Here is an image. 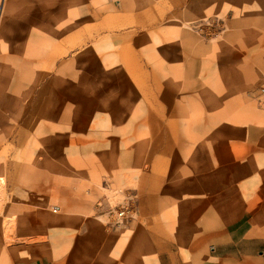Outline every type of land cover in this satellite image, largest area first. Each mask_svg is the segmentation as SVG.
Instances as JSON below:
<instances>
[{
    "label": "rangeland",
    "instance_id": "374dc122",
    "mask_svg": "<svg viewBox=\"0 0 264 264\" xmlns=\"http://www.w3.org/2000/svg\"><path fill=\"white\" fill-rule=\"evenodd\" d=\"M83 1L87 4V0ZM120 2L94 0L99 11L92 21L97 41L90 49L85 46L70 50L56 59L50 71L49 53L60 44L61 49L68 45L65 40L53 42L52 39L58 24L69 17L67 10L72 6L71 0H0V165L7 169L0 182V254H3L0 264L50 255L48 235L52 229L68 230L65 233L68 255L75 257L79 264H106L121 258L127 247L135 249L130 253L131 262L138 257L137 253L152 257L155 250L161 248L186 247L202 234L197 228L199 218L190 222L189 202L201 196L203 180L209 176L204 166L229 162L232 158L240 163L249 155H264L260 145L264 139L261 134L264 124L257 122V119L264 120V0H125L126 7H121ZM81 33L83 38L84 30ZM124 33H129V40L122 38ZM133 38L138 41L133 42ZM124 44L143 59L150 71L168 70L171 62L183 66L181 75L166 76L164 80L176 85V94L182 98L178 109H198V112L202 109L205 113V125L212 126L201 127L196 119L194 124L203 129L200 137L204 136L208 143L216 139L212 143L216 148L209 153L215 161L210 162L206 151L194 158L186 149L157 152L148 159L156 137L152 128L140 127L126 134L109 131L104 137L93 132L89 137V144L97 141L111 144L105 150L101 148L98 156H113L117 161L126 148V159L135 166L162 164L167 190L162 196L176 207L170 226L165 225L159 215L162 196L155 201L154 210L151 207L153 213H144L145 195L140 177L133 176L117 188L110 167L98 169L94 178L87 171L81 173L83 166L74 168L73 164L79 163L74 159L77 154L74 145L56 143L55 133L50 132L49 126L53 123L44 120L45 113L40 112L43 100L32 108L41 89V85L35 84L40 76H43L42 85L47 83L46 101L52 99L61 82L67 93L64 101L77 92L82 116L90 104L97 102L96 88L106 98L131 92L128 85L120 82L121 78L114 76L113 61L122 57L119 50ZM31 53H35L34 56L26 55ZM72 62L76 63L75 79L68 75ZM194 78L206 79L203 89L199 85L195 87ZM27 94L35 99L32 109L24 112L21 105ZM90 96L92 99L87 102ZM243 104L257 114L251 121L254 132L246 123L231 119ZM62 107L65 115L71 113L69 105ZM218 112L223 113L222 116H218ZM21 114L25 117L18 122ZM65 139L69 141L68 136ZM217 140L222 147L215 144ZM120 143L125 146L121 148ZM128 150H131L130 155ZM28 158H33L31 163L26 161ZM59 168L66 170L60 172ZM27 183L34 185L30 191L35 214L32 226L41 229L43 239L29 244L15 238L7 242L2 228L8 225V210L12 203L20 206L29 200ZM127 192L133 195L129 200ZM255 196L253 208L258 213L264 209V192L257 189ZM72 199L87 200L92 206L91 213L83 216L65 212L63 204ZM124 206L128 211L123 223L112 225L116 212ZM183 213L186 214L184 219ZM255 215L244 211L240 218L222 228L226 232L235 222H245ZM215 228L209 226L204 232ZM108 234L118 236L117 241L106 239ZM209 236L207 249L218 243L214 235ZM116 243L121 244L116 246Z\"/></svg>",
    "mask_w": 264,
    "mask_h": 264
},
{
    "label": "crops",
    "instance_id": "0c3cea01",
    "mask_svg": "<svg viewBox=\"0 0 264 264\" xmlns=\"http://www.w3.org/2000/svg\"><path fill=\"white\" fill-rule=\"evenodd\" d=\"M71 3L72 6L67 10L69 17H65L64 21L58 24V28L53 31L52 39L53 42L55 40H65L68 45L65 49H61L62 45L60 44L49 53L48 69L50 71L54 69L56 59L68 54L70 50L85 46L86 49H90L97 41V33L92 21L97 17L99 11L94 6V0H87V4L83 0H71ZM120 5L126 7L125 0H121ZM105 9L104 7L103 10ZM88 29H92L93 32V37L90 39L86 36ZM83 30L85 36L82 38L81 32ZM122 38L129 40V33H124ZM74 40L75 44L73 45ZM132 40L136 43L138 38ZM131 49L126 44L122 45L119 50L122 57L113 61V68L116 71L114 76L121 78L120 82L130 87L131 92L128 94L116 93L106 98L103 96V92L96 88L97 102L95 105L90 104L89 110L84 111L82 116L80 115L81 105L77 92L70 96L68 101H64V96L67 93L61 82H59L61 86L54 92L52 99L46 101L47 99L44 96L47 93V83L42 85L43 76H40L35 82L37 87L41 85L36 104L32 107L35 98L33 95L27 94L23 97L22 101H25L21 106L24 107V112L30 111L32 108L39 106L41 100H43L40 112L43 111L42 115L45 113L44 120L53 123V125H49L53 130L50 132L56 134L53 137L55 136L57 144L68 143L74 145V152L78 154L74 159L79 163L73 164V166L74 168L83 166V169L80 170L81 173L87 171L94 178L98 169L105 170L110 167L113 184L117 188H120L133 176L140 177L141 190L145 195L143 198V211L149 215L153 213L155 201L167 193L162 164L155 163L152 167L147 163L135 166L126 159V148L121 151L122 158L117 159V161L113 156L111 158L109 155L107 157H101L102 154L98 156L99 153H102L101 148L105 150L111 144L110 142L104 143L105 141L89 144L91 143L89 137L94 134L93 132L98 134L99 137H104L109 131L126 134L140 127L152 128L156 137L151 143L148 159L157 152L164 154L186 149V152L194 158H199L200 152L206 151L204 153L210 158V162H214L215 160L212 161L209 153L213 149L215 150L216 146L212 143L216 139L212 143H208L204 136L200 137L203 129L194 124L196 119L200 121L201 127L207 129L212 126L205 125V113H202V109H199V112L198 109L194 111L188 108L178 109L177 106L181 104L182 98H178L176 94V85L164 80L166 76L177 77L181 75L183 66L171 62L168 70L155 68V70L150 71L143 59L138 57L135 51ZM33 54L35 53L26 55L34 56ZM68 71V75H74L75 79L77 74L75 62L69 65ZM57 80H59L58 77ZM205 81L206 79L195 80L194 78L195 87L199 85V88L202 86L203 89ZM91 99L90 96L86 101L90 102ZM64 105L70 106L71 113L69 115L63 113L64 108L62 106ZM231 112L233 110H230ZM52 113H55V116ZM218 114V116H222L223 113L218 112ZM50 115L53 116L52 119H50ZM233 115V118L228 117L234 122L246 123L249 129L254 132L255 127L251 121L257 114L251 107L245 104L240 105V108ZM24 117L21 114L17 119L18 122L22 121ZM257 122L264 124V120L261 119H257ZM88 127H90V130H86ZM194 128H196V131L193 130ZM84 131H87L86 136H81ZM261 134L264 137V129H262ZM66 136H68L69 141H66ZM217 142L218 140L215 144ZM88 144L89 146H87ZM260 145L264 149V139H262ZM119 146L123 148L125 145L120 143ZM218 146L222 147V143H219ZM251 148L254 149L255 147L251 146ZM97 149L101 152H98ZM128 152V155H130L131 150H128ZM30 159L33 158H28L26 161L28 162ZM42 160L44 161V157ZM27 166L29 165L27 164ZM1 167L0 165V176H2L4 170H7L3 168L4 166L2 169ZM204 167L208 168L209 176L203 180L201 196L193 197L189 202L191 209L190 222L199 218L197 228L199 229L198 232L202 233L194 243L181 248H161L155 250L152 257L145 256V253H137L138 257L132 258L133 262L130 261V253L135 249L127 247V249H123L121 258L117 257L106 264H264V235H262L264 234V209L257 213L253 208L257 199L255 196L256 190L264 192V155L258 157L249 155L240 163L237 159L232 158L229 162L221 161L217 165L212 163V165H205ZM64 170L66 169L59 168L60 172ZM33 186L30 183L26 184L29 200L23 205L19 206L18 203L10 205L8 226L2 228L4 239L7 242H12L14 238H23L24 240H20L29 244L37 239H43L41 229L37 228L36 230L32 226L35 214L32 209L33 198L30 191ZM129 196L130 198L133 197L131 193L127 192L126 198L128 199ZM160 200V218L165 225L170 226L176 216V207L168 203L170 201L164 196ZM151 207L153 210H151ZM63 210L69 214L84 216L91 213L92 206L87 200L72 199L63 204ZM244 211L256 215L245 222L240 220L235 222L230 230L224 232L223 225L240 218ZM15 213L18 215L12 216ZM37 214L40 216V212H37ZM185 215L183 213L181 217L183 218ZM10 224L13 226L11 227ZM209 226H215L216 228L212 232H204V228ZM14 230L16 235L13 234L12 236L11 233ZM67 231V229L51 230L48 235L50 255L20 258L15 260L13 264H79L75 262V257L68 255L69 244L65 242ZM210 234L218 240L217 245L210 248L211 251L207 249L208 242L206 243ZM112 236L108 234L106 239L112 240L115 238ZM117 238L118 236L115 238L116 241ZM118 240H121V238L119 237ZM121 243L123 244V241ZM120 244L116 243V246ZM2 255L0 254V263L3 260Z\"/></svg>",
    "mask_w": 264,
    "mask_h": 264
},
{
    "label": "built area",
    "instance_id": "2783aa9c",
    "mask_svg": "<svg viewBox=\"0 0 264 264\" xmlns=\"http://www.w3.org/2000/svg\"><path fill=\"white\" fill-rule=\"evenodd\" d=\"M130 199V196L128 197V200ZM128 211L127 207H123L120 211L116 212L113 221H112V225L114 226H119L123 223L124 219L126 218V213Z\"/></svg>",
    "mask_w": 264,
    "mask_h": 264
},
{
    "label": "bare ground",
    "instance_id": "6f19581e",
    "mask_svg": "<svg viewBox=\"0 0 264 264\" xmlns=\"http://www.w3.org/2000/svg\"><path fill=\"white\" fill-rule=\"evenodd\" d=\"M73 35H74V33H73ZM87 37H88V39H90V38H92L93 37V32H92V29H88V31H87V35H86ZM74 37V36H73ZM73 45L75 44V40L73 41V43H72ZM72 73H74V72H72ZM74 76V75H73ZM25 101V100H24ZM53 114V116H55V113H52ZM51 114V115H52ZM50 115V119H52V117L53 116H51ZM32 162V159H30L29 160V163H31ZM3 180V177L2 176H0V182ZM1 200V199H0ZM2 211V210H1ZM27 218V217H26ZM28 219V218H27ZM15 221V220H14ZM16 222V221H15ZM15 222H14V224H15ZM12 223V222H11ZM11 225V224H10ZM16 225H18V224H16ZM8 226V225H7ZM13 225H11V227H12ZM21 226V225H20ZM30 226V225H29ZM23 227V226H22ZM7 228H9V227H7ZM31 229V228H30ZM26 230H28V229H26ZM17 231V230H16ZM10 232V231H9ZM13 233V232H12ZM25 233V232H24ZM55 233V232H54ZM19 234H21V233H19ZM23 234V233H22ZM30 234V233H29ZM6 235V234H5ZM16 235V234H15ZM7 237V236H6ZM11 239V238H10ZM20 239H23V238H20ZM24 240V239H23Z\"/></svg>",
    "mask_w": 264,
    "mask_h": 264
}]
</instances>
